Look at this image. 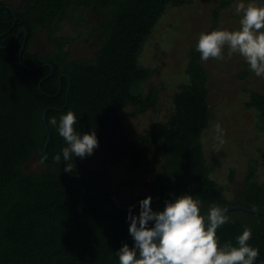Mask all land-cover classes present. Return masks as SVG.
<instances>
[{
  "label": "trees",
  "instance_id": "1",
  "mask_svg": "<svg viewBox=\"0 0 264 264\" xmlns=\"http://www.w3.org/2000/svg\"><path fill=\"white\" fill-rule=\"evenodd\" d=\"M184 3L21 0L14 8L0 0V264H119L118 250L125 243L134 246L129 234L130 209L118 207L102 190L64 173L67 164L72 170L69 173L87 176L77 168L76 156L67 162L63 159L62 149L67 145L57 126L68 111L77 118L74 128L78 133L96 132V149L103 153L104 163L128 161L129 169L136 173L147 165L161 171L146 193L128 203L113 193L125 206L137 205L131 208L133 215L139 214L142 199L157 196L159 179L170 175L176 182V198L188 194L202 201V215L213 205L246 209L228 211L232 219L217 229V237L221 246L228 242L238 246L236 238L245 227L250 228L248 243L259 249L254 264H264V215L251 212H264V182L257 181L259 164L264 173V149H259L260 163L248 161L241 192L230 201L225 188L211 178L213 165L201 144L212 112L209 75L196 46L190 49L185 69L188 81L172 96L174 109L169 118L153 122L134 140L121 129L120 112L128 106L134 114L155 109L160 89L153 84L143 89L154 70L140 65L138 58L168 6ZM230 3H217L214 22L219 10ZM63 21L91 26L97 45L93 58L73 57L68 46L74 38L59 32ZM20 27L27 32L21 54L25 67L18 59L24 36L20 33L16 38ZM38 31L46 35L47 51L31 50ZM61 75L70 80L67 101L68 79L64 76L58 92ZM244 106L256 112L258 128L264 129V91H251ZM46 109L50 134L46 153L54 162L43 155L47 130L42 115ZM52 118L57 126L51 124ZM33 156L46 169L27 173L25 166ZM229 181H234L233 170ZM160 190V199L152 202L153 210H162L165 201L172 199V181L163 180Z\"/></svg>",
  "mask_w": 264,
  "mask_h": 264
},
{
  "label": "rangeland",
  "instance_id": "2",
  "mask_svg": "<svg viewBox=\"0 0 264 264\" xmlns=\"http://www.w3.org/2000/svg\"><path fill=\"white\" fill-rule=\"evenodd\" d=\"M18 8L21 0H2ZM184 4H171L157 23L145 43L138 58L142 66L152 68V77L143 84L146 91L149 84L160 89L154 110L134 114L128 106L121 113V129L128 139L134 140L153 122H165L173 112L172 96L181 84L188 81L185 69L189 61L190 49L197 45L202 32L216 29L238 30L243 13H237L240 3L261 6L264 0H231L220 9L214 22V11L221 0H185ZM62 35L74 38L68 48L75 58H93L96 50L95 36L90 25L63 21ZM50 48L43 31L35 34L31 50L44 52ZM223 59H201L209 78L208 104L212 119L203 131L201 144L207 161L213 165L211 178L225 188V196L230 200L238 197L250 159L261 162L259 149H264V129L254 110L245 108L244 103L251 91H264V76H256L239 54L228 56V48L223 50ZM217 125L221 133L217 132ZM77 168L94 181L103 185L124 203L146 193L152 179L161 174L159 168L147 165L136 173L129 169L128 161L115 164L103 162V153L94 149L92 155L76 159ZM46 165L33 156L25 166L27 173L42 171ZM234 171V181L230 183V171ZM257 181L264 182L263 168L259 164Z\"/></svg>",
  "mask_w": 264,
  "mask_h": 264
},
{
  "label": "clouds",
  "instance_id": "3",
  "mask_svg": "<svg viewBox=\"0 0 264 264\" xmlns=\"http://www.w3.org/2000/svg\"><path fill=\"white\" fill-rule=\"evenodd\" d=\"M236 12L243 13L238 30L202 32L196 50L203 61L222 60L227 47L229 57L239 54L256 76H264V5L240 3ZM76 122L72 111L61 115L58 126L55 118L51 120L66 142L62 149L66 162L73 156H90L99 146L96 132L81 135L74 128ZM217 132L221 133L219 125ZM60 158L56 156L57 161ZM65 171L72 172L67 164ZM202 203L192 195L182 194L174 201L166 200L162 210H153L152 197L142 199L138 215L129 211V234L134 246L125 243L118 250L119 264H254L259 249L248 243L252 230L245 227L236 238L238 246L231 242L221 246L217 229L232 218L226 207L217 205L210 206L208 214L202 215Z\"/></svg>",
  "mask_w": 264,
  "mask_h": 264
},
{
  "label": "water",
  "instance_id": "4",
  "mask_svg": "<svg viewBox=\"0 0 264 264\" xmlns=\"http://www.w3.org/2000/svg\"><path fill=\"white\" fill-rule=\"evenodd\" d=\"M14 22H15V20H14ZM20 33H23L24 36H23V42H22L21 47H20V50H19L18 59H19V62L21 63V65H23L22 62H21V54H22V50H23V48H24V45H25V42H26V38H27V32H26V29H25L24 27H20V28L18 29V33H17L16 38L19 36ZM23 67H25V66L23 65ZM52 72H53V70H52V68H51L50 74H51ZM50 74H49V75H50ZM62 76L66 77V78L68 79V88H67V92H66V101H67L68 91H69V88H70V80H69V78H68L67 75H61V76L59 77V88H58V92H60V90H61V78H62ZM47 77H48V76H47ZM44 79H45V78H44ZM42 81H43V79L40 81V83H39V85H38V88H39L40 91H42V90H41V83H42ZM65 105H66V104H65ZM47 111H48V109H46V110L43 112V115H42V120H43L44 126H45V128H46V130H47V137H46V141H45V144H44V147H43V155H44V157H45L48 161H50V162H54L53 160H51V159L47 156V153H46L47 144H48L49 139H50L49 130H48V127H47V124H46V121H45V115H46V112H47ZM57 164H58V163H57ZM58 165L61 167L60 164H58ZM63 171H64V170H63ZM64 173H65L68 177H78V178H81V179H83L84 181H86L87 183H89L91 186H93L94 188H97V189H99V190H102L103 192H105V193L111 198V200H112V201H113L118 207H120V208H122V209H124V210H128V209H131V208L137 206V205H135V206H125L124 204H122V203L120 202V200H119V199H118V198H117L112 192H110V191L107 190V189H104V188L100 187L98 184H96L95 182H93L89 176H83V175H80V174H73V173H69V172H66V171H64ZM165 179H169V180L172 181V183H173V193H172V199H171V200L174 201V200L176 199L177 186H176L175 179H174L172 176H170V175H163V176L159 179V181L157 182L158 194H157V196H156L155 198H152V202H153V201H157V200L160 199V196H161L160 186H161L162 181L165 180ZM226 208L228 209V211H231V210H246V209H244V208H242V207H240V206H235V205L227 206ZM251 212L256 213V214H260V215H264V212H261V211H254V210H251Z\"/></svg>",
  "mask_w": 264,
  "mask_h": 264
}]
</instances>
